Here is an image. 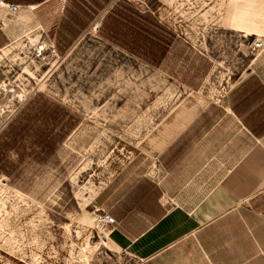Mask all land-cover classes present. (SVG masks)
Masks as SVG:
<instances>
[{
  "label": "rangeland",
  "instance_id": "rangeland-1",
  "mask_svg": "<svg viewBox=\"0 0 264 264\" xmlns=\"http://www.w3.org/2000/svg\"><path fill=\"white\" fill-rule=\"evenodd\" d=\"M74 1L80 25L55 34L52 4H0V99L18 106L0 134V264H122L96 195L163 144L172 116L216 99L264 37V0Z\"/></svg>",
  "mask_w": 264,
  "mask_h": 264
},
{
  "label": "crops",
  "instance_id": "crops-1",
  "mask_svg": "<svg viewBox=\"0 0 264 264\" xmlns=\"http://www.w3.org/2000/svg\"><path fill=\"white\" fill-rule=\"evenodd\" d=\"M0 4L7 15V5L20 14L52 4L62 10L54 34L80 25L71 18L85 9L74 0ZM233 24L258 36L251 19ZM241 68L216 99L172 116L163 144L96 195V211L115 220L106 238L122 264H264V50Z\"/></svg>",
  "mask_w": 264,
  "mask_h": 264
},
{
  "label": "built area",
  "instance_id": "built-area-1",
  "mask_svg": "<svg viewBox=\"0 0 264 264\" xmlns=\"http://www.w3.org/2000/svg\"><path fill=\"white\" fill-rule=\"evenodd\" d=\"M6 9L10 16H16L20 10V7L16 5H7ZM247 48L252 54H257L263 51L264 37L255 38L251 43L248 44ZM17 111V105L9 106L8 104L4 103L3 99H0V134L6 128L9 121L15 116ZM96 223L101 229L106 230L107 227H112L115 224V220L108 213L103 212L97 216Z\"/></svg>",
  "mask_w": 264,
  "mask_h": 264
},
{
  "label": "bare ground",
  "instance_id": "bare-ground-1",
  "mask_svg": "<svg viewBox=\"0 0 264 264\" xmlns=\"http://www.w3.org/2000/svg\"><path fill=\"white\" fill-rule=\"evenodd\" d=\"M34 9V8H33ZM46 45H42L41 47H40V49H39V51H40V55L42 54L41 52L43 51V50H46ZM4 83H2L1 84V86H0V88H2V87H4V85H3ZM3 85V86H2ZM23 101V100H22ZM106 244V243H105ZM107 245V244H106ZM109 245V244H108ZM109 247H110V245H109ZM111 248V247H110Z\"/></svg>",
  "mask_w": 264,
  "mask_h": 264
},
{
  "label": "trees",
  "instance_id": "trees-1",
  "mask_svg": "<svg viewBox=\"0 0 264 264\" xmlns=\"http://www.w3.org/2000/svg\"><path fill=\"white\" fill-rule=\"evenodd\" d=\"M7 1V0H6Z\"/></svg>",
  "mask_w": 264,
  "mask_h": 264
}]
</instances>
